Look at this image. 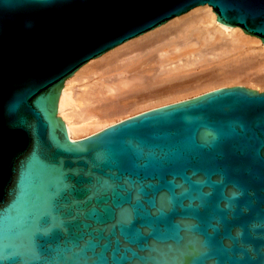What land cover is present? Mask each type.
I'll use <instances>...</instances> for the list:
<instances>
[{"label":"water","instance_id":"obj_1","mask_svg":"<svg viewBox=\"0 0 264 264\" xmlns=\"http://www.w3.org/2000/svg\"><path fill=\"white\" fill-rule=\"evenodd\" d=\"M204 6L264 42V0H0V264H264V91L78 140L58 116L84 64Z\"/></svg>","mask_w":264,"mask_h":264},{"label":"bare ground","instance_id":"obj_2","mask_svg":"<svg viewBox=\"0 0 264 264\" xmlns=\"http://www.w3.org/2000/svg\"><path fill=\"white\" fill-rule=\"evenodd\" d=\"M254 43L264 47V42L258 38L219 25L214 8L204 6L155 27L135 40L123 42L102 58L84 64L74 76L65 80L58 116L69 137L78 140L132 115L191 98L192 94L175 95L168 100L136 106L125 113L129 100L156 88L188 81L191 70L198 67L220 66L224 79L200 87L193 92V97L219 87L243 85L241 81L233 82L242 76L246 77L244 82H252L264 76L261 72L264 71V58L257 62L253 53L249 54ZM253 68L256 71L249 74ZM77 81L83 88L74 95L73 84ZM254 90L264 91L260 87Z\"/></svg>","mask_w":264,"mask_h":264},{"label":"rangeland","instance_id":"obj_3","mask_svg":"<svg viewBox=\"0 0 264 264\" xmlns=\"http://www.w3.org/2000/svg\"><path fill=\"white\" fill-rule=\"evenodd\" d=\"M260 45L261 44H259V43H257V44L254 43L253 46L251 44V47H250L251 52L249 54L251 55V53H253L252 56H253L254 60L256 59L255 61H257V62H260V60L263 61V58H264V55H263L264 54V47L261 48L262 45L261 46ZM255 54H256V56H255ZM261 55H262V57H260ZM257 57H259V58L257 59ZM254 70L256 71V69H254V68L252 71L249 70V74H252L254 72ZM191 72H192V74H190L188 81L181 82L179 84H173L172 83V85L170 84V86L165 87L166 89L163 87L156 88L155 90L153 89V92H151V93H147L146 95L133 98L134 100L133 99L129 100L130 102H128L129 104H127L128 108L127 107L125 108V113L127 114L130 110L136 109V106L138 108V106L139 107L144 106L148 103H155V102H158L160 100L161 101L162 100L163 101L168 100V99H171L172 96L174 97L175 95L176 96H179V95L180 96L181 95L186 96V94H187V96H189L192 94V97H193V94H194L193 92L198 90L200 87L216 83L217 81L222 82V80L224 79L222 77L224 71L222 70V68L220 66L209 65L207 67H198L197 69L195 68V70L193 69V71L191 70ZM261 72L264 73V71H261ZM243 79L245 80L246 77L242 76V77H239L238 79L237 78L233 79V82L234 81L235 82L241 81V82H243V85H245V86H248V87H251L254 89H256L257 87H260V88H263V90H264V76L262 78L255 79L252 82H247V81L244 82ZM232 84H235V83H232ZM248 84H250V86ZM252 84H254V85H252ZM73 85L75 87L73 88L74 91L72 90V93H74V95L80 93L81 88H83L82 83L77 81Z\"/></svg>","mask_w":264,"mask_h":264}]
</instances>
